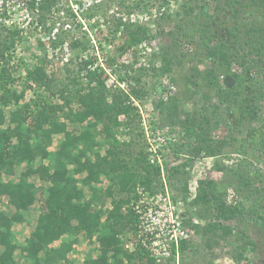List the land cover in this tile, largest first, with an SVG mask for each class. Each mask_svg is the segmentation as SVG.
<instances>
[{
  "label": "rangeland",
  "instance_id": "1",
  "mask_svg": "<svg viewBox=\"0 0 264 264\" xmlns=\"http://www.w3.org/2000/svg\"><path fill=\"white\" fill-rule=\"evenodd\" d=\"M238 2L245 4L246 0ZM240 7V14L231 18V22L257 20L259 24L262 21L263 10ZM190 8L194 9L191 14L187 13ZM54 9L56 13L64 11L65 14L57 16ZM54 9L41 20L40 25H37L38 15L29 14L34 25L18 29L22 31L21 39L9 45L7 59L12 73L9 86L12 92L24 94L17 106L22 107L26 103L35 106L34 102L41 98L50 104H64L63 97L52 95L47 89L36 85L27 87L28 71L41 64L46 66L48 74H54L60 80L61 86L69 82L66 68L77 70L83 60H93L94 64L89 68L93 71L100 69L96 72L98 74L104 72L102 81L110 92L121 86L128 91L129 86L121 80L139 86L142 94L139 98L134 97L133 105L136 107L131 115L133 118L135 114L139 116L135 117V125L143 136L137 137L135 128L130 130L126 127L127 116L119 118V125L112 128L110 137H105L102 127L96 130V135L103 154L107 150L126 149L130 156L125 157L132 170L140 151L147 156L153 168L159 169L160 173L163 168L158 189L155 192L146 189L149 196L160 197L159 204L164 203L168 194L176 212H183L180 219L182 225L190 229L191 236L187 250H180L179 256L159 257L161 261L156 264H264V88L256 85L260 79L264 85V76L259 73L260 63L252 48L236 45L235 57L223 67L218 58L209 56L204 48L197 45L202 41L203 33L196 28L202 29L204 22L215 13L222 20L231 11L227 9L223 13L216 8L214 0H59ZM18 13L17 18L23 24L28 14L24 11ZM119 20L145 25L153 35L151 43L133 46L126 53H121L119 48L127 45L130 38L124 25L116 32ZM179 24L190 34L194 30L196 44L189 46L177 41ZM214 29L219 32L218 40H227L224 31L219 27ZM39 42L45 45L43 49H40ZM86 73L81 74L84 76L82 84L88 83ZM241 84L245 85L243 94L250 105L259 106L253 109L255 118L247 122L249 128L245 127L244 131L235 127L237 117L232 112L233 108L220 104L223 92L234 86L239 88ZM257 87L261 89L259 95H255ZM73 105L75 108V102ZM14 108L10 105L6 113ZM249 129L255 133L251 135ZM192 132L209 137L204 140H211L214 145L223 142L222 155L209 157L204 150L194 152L192 148L197 144V138ZM132 139L134 143L128 144ZM59 140L58 137L54 139L49 149L52 154L57 151ZM43 162L51 164V158ZM43 162L38 159L35 164L38 166ZM25 169L26 163L19 165L14 177H4V180L17 181ZM175 171L178 173H173ZM232 171L246 173L254 181L253 185L245 188L241 178H235ZM31 180L37 186L48 187L37 177ZM201 181H214L215 190L225 195L228 204L241 203L243 213L232 221H216L212 207L193 203ZM112 184L104 179L96 185L106 199L103 219L113 207L112 198L106 197V190ZM185 184L187 195L182 192ZM136 188L134 196H137ZM117 189L116 186L114 191ZM120 197L116 195L113 200ZM134 203L133 199L130 207ZM39 209L40 202L30 212L31 225L14 227L21 244L29 237ZM0 210L10 214L14 212L6 198L0 199ZM209 223L221 224L222 227L209 233L205 230ZM138 231L139 227L133 232L128 230L123 237L125 248L129 252L143 249L147 255V250L139 245ZM97 248V243L91 244L85 236L79 235L69 264H83L89 255L98 254ZM20 256V251H17L16 258ZM20 264L28 263L22 260ZM128 264H145V260L134 259Z\"/></svg>",
  "mask_w": 264,
  "mask_h": 264
},
{
  "label": "trees",
  "instance_id": "2",
  "mask_svg": "<svg viewBox=\"0 0 264 264\" xmlns=\"http://www.w3.org/2000/svg\"><path fill=\"white\" fill-rule=\"evenodd\" d=\"M214 1L216 8L223 13H226L227 9L231 12L229 15L225 14L222 20L217 13L215 16L208 15L209 21L204 22L202 29L196 28L203 33L202 41L197 45L204 48L209 56L218 58L223 67L225 64L228 66L235 57L236 45L252 48L262 69L258 66L259 73L262 72L264 76V17H261L259 24L257 20L249 23L230 20L240 14V5L264 11V0H246L245 4L239 3L238 0ZM56 2L57 0H47L43 7L41 6L44 14L40 20L52 13ZM193 11L194 9L190 8L187 13L191 14ZM261 16H264V12ZM128 23L119 20L116 26V32H119L124 25L130 38L127 45L119 48L123 54L133 46L149 44L153 39L145 25ZM214 27L224 31L227 40H218L219 32L217 33ZM6 29V26L0 29V199L6 198L14 212L10 214L0 210V264H20L22 260L28 264H69L79 235L85 236L91 244L95 242L98 245V254L89 255L83 264H128L134 259L145 260V264H156L143 249H135L132 252L126 250L123 237L128 230L133 232L137 229L138 221L130 207L131 201L136 199L133 195L134 189L137 185H142L155 192L158 189L160 170L151 166L142 151L138 153L139 158L137 157L135 169L132 170L126 158L130 154L126 149L107 150L108 152L103 154L96 135V130L102 127L105 137H110L112 128L119 125V118L127 116L126 127L130 130L135 128L138 131L137 137L143 136L135 125L137 114L134 118L131 115L136 107L133 105L134 97L139 98L142 94L139 86L121 80L129 86L128 91L119 87L110 92L102 81L104 72L98 74L96 72L100 69L93 71L89 68L94 64L93 60H83L78 64L77 70L72 71L67 67L65 71L68 73L69 82L61 86L60 80L55 78L54 74H48L46 66L41 64L28 71L27 87L36 85L35 87L40 89H47L52 95L63 97L64 104H50L41 98L34 102L35 106L27 103L22 107L17 106L20 105L24 94L12 92L10 89L12 73L7 58L9 45L19 41L22 35L18 30ZM198 30L195 32L198 33ZM176 33L180 43L184 42L189 46L195 43L194 30L190 34L179 24ZM174 44L178 46V42ZM254 44L256 46L253 48ZM39 45L40 49L45 47L42 42H39ZM84 73L88 79L87 84H82L81 81L84 77L81 74ZM260 80L256 85L264 88ZM31 82L33 84H29ZM93 83L95 86L92 87ZM244 86H234L223 92L220 97V104L233 108L232 112L237 117L235 127H240L242 131L247 127V122L255 118L253 109L259 108L258 105H250L249 99L243 94ZM260 90L257 87L255 95H259ZM10 105L15 108L7 114L6 108ZM192 133L197 138V144L192 148L194 152L204 150L209 157L222 155L223 142L214 145L211 140H204L209 137ZM249 133L252 135L255 132L249 129ZM57 137L60 139L58 149L52 154L49 149ZM132 143L133 139L128 144ZM49 158L51 164L46 165L43 161ZM38 159L43 163L37 166L35 162ZM25 163L26 169L17 181L4 180V177H14L16 168ZM232 174L235 178L240 177L247 189L254 183L246 173L237 174L232 171ZM33 177L48 184V187L37 186L31 180ZM104 179L113 183L106 190V197L112 198L113 207L106 213L105 219L103 210L106 199L96 186ZM214 183L201 181L193 203L212 207L216 221L227 222L238 218L243 213L241 203L234 206L228 204L225 195H220L215 190ZM113 185L117 186V191H114ZM182 192L187 195L186 184L183 185ZM115 193L121 195L120 199L113 200ZM38 202L40 209L37 220L29 237L21 244L15 236L14 227L31 225L30 212ZM221 227V224L209 223L205 230L214 233L215 229ZM57 242L60 243L55 246ZM188 245V242H182V252L187 250ZM17 251H20V258H16Z\"/></svg>",
  "mask_w": 264,
  "mask_h": 264
},
{
  "label": "built area",
  "instance_id": "3",
  "mask_svg": "<svg viewBox=\"0 0 264 264\" xmlns=\"http://www.w3.org/2000/svg\"><path fill=\"white\" fill-rule=\"evenodd\" d=\"M46 1L0 0V29L6 26V30L13 31L21 29L22 27H26V29L27 27H32L34 24H32V18L29 14L38 15L39 19L37 21L39 22H37V25H40V17L44 14L41 6L43 7ZM21 11L28 14L25 16V20L27 21L24 22L27 25L24 23L21 24L17 18L18 12ZM53 12L57 16L65 14L64 11L56 13L55 9ZM18 31L20 32L21 30ZM163 172L162 168L161 173ZM136 189L137 196L134 199L135 203L132 204L131 210L134 212L139 224V226L137 224V227H139L137 238L141 247L147 250L148 256L154 259L155 262L161 261L159 257L167 259L172 254L179 256L182 242H189L191 236L190 229L182 225L180 218L183 212H176V208L169 200L168 194H166L164 203L159 204L160 197L149 196V192L145 186L138 185Z\"/></svg>",
  "mask_w": 264,
  "mask_h": 264
},
{
  "label": "crops",
  "instance_id": "4",
  "mask_svg": "<svg viewBox=\"0 0 264 264\" xmlns=\"http://www.w3.org/2000/svg\"><path fill=\"white\" fill-rule=\"evenodd\" d=\"M38 204V203H37Z\"/></svg>",
  "mask_w": 264,
  "mask_h": 264
}]
</instances>
